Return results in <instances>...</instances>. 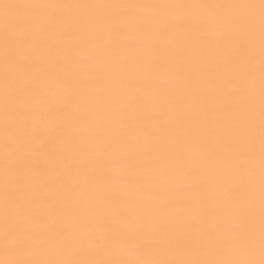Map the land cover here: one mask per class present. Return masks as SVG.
Segmentation results:
<instances>
[{"label": "snow or ice", "instance_id": "6c2138e0", "mask_svg": "<svg viewBox=\"0 0 264 264\" xmlns=\"http://www.w3.org/2000/svg\"><path fill=\"white\" fill-rule=\"evenodd\" d=\"M0 264H264V0H0Z\"/></svg>", "mask_w": 264, "mask_h": 264}]
</instances>
